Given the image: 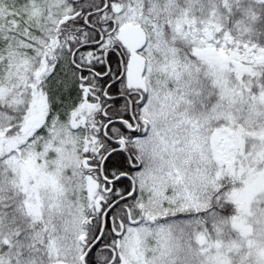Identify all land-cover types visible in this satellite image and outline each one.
Wrapping results in <instances>:
<instances>
[{"label": "snow or ice", "instance_id": "obj_1", "mask_svg": "<svg viewBox=\"0 0 264 264\" xmlns=\"http://www.w3.org/2000/svg\"><path fill=\"white\" fill-rule=\"evenodd\" d=\"M0 264H264V0H0Z\"/></svg>", "mask_w": 264, "mask_h": 264}]
</instances>
